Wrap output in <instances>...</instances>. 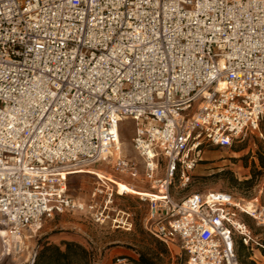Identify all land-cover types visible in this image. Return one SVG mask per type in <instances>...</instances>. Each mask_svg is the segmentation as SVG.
<instances>
[{
	"label": "built area",
	"instance_id": "built-area-1",
	"mask_svg": "<svg viewBox=\"0 0 264 264\" xmlns=\"http://www.w3.org/2000/svg\"><path fill=\"white\" fill-rule=\"evenodd\" d=\"M262 121L264 0H0V255L23 254L55 214L108 222L117 188L96 173L89 203L67 193L70 172L102 162L148 183L145 228L186 264H239L247 212L226 192L189 203L193 193L175 200L169 188L175 172L187 183L206 145L230 147Z\"/></svg>",
	"mask_w": 264,
	"mask_h": 264
},
{
	"label": "rangeland",
	"instance_id": "rangeland-1",
	"mask_svg": "<svg viewBox=\"0 0 264 264\" xmlns=\"http://www.w3.org/2000/svg\"><path fill=\"white\" fill-rule=\"evenodd\" d=\"M199 103L200 99L196 98L191 110H195ZM134 127L132 120H124L121 123L120 135L127 156L137 158L130 141ZM259 133H262V137ZM260 153H264V121L260 123L259 132H249L243 140L233 142L230 147L206 145L202 160L190 172L186 184H182L179 172L174 173L169 193L173 199L180 200L192 193L221 191L229 193L242 206L253 202L264 209V167H261L258 161ZM82 169L86 171L67 178V193L75 200L90 202L98 181L94 174L88 172L91 169H99L116 181L133 184L137 190L151 191L148 183L141 180V176L131 180L117 174L120 179H116L112 176L110 166L102 162L94 168L90 166ZM157 173L159 177L163 176V163L159 165ZM105 184L104 187L117 188L112 182ZM95 201L97 206L101 204V207H104L102 196ZM106 212L110 214L111 219L101 224L93 222L84 212L55 214L45 219L35 236L26 239V251L23 254L0 255V264H31L36 249L43 242L58 244L62 240L80 243L90 251L92 259L100 262L99 264H113L114 257L119 254L132 256L138 261L148 262L149 259L154 264H186L185 256L177 246L168 247L145 228L147 205L139 200L138 194L121 195L114 190ZM238 212L239 218L251 233V240L248 244L242 242L243 246L235 237L236 247L243 260L239 264H264V249L261 247L264 246V226H259L253 214L241 213L240 210ZM113 218H116L118 223L114 222ZM29 254H32V257Z\"/></svg>",
	"mask_w": 264,
	"mask_h": 264
},
{
	"label": "trees",
	"instance_id": "trees-1",
	"mask_svg": "<svg viewBox=\"0 0 264 264\" xmlns=\"http://www.w3.org/2000/svg\"><path fill=\"white\" fill-rule=\"evenodd\" d=\"M258 161L260 166L264 167V153L259 154ZM259 226H264V224H259ZM239 243L242 244L241 240H239ZM236 244L237 242L235 241L236 256L238 262H242L243 260L241 257V252L237 249ZM261 247L264 249V246ZM91 260L92 258L90 251H88L87 248L76 241L62 240L58 244L45 241L39 246L38 249H36V254L32 264H91ZM147 260L148 262H145V260H136V263L154 264L152 260ZM248 263L254 264L253 262Z\"/></svg>",
	"mask_w": 264,
	"mask_h": 264
},
{
	"label": "bare ground",
	"instance_id": "bare-ground-1",
	"mask_svg": "<svg viewBox=\"0 0 264 264\" xmlns=\"http://www.w3.org/2000/svg\"><path fill=\"white\" fill-rule=\"evenodd\" d=\"M86 169H79L76 171H72L69 174H75V173H79V172H85ZM88 172L91 173H96L97 176H99L100 178H102L103 182H113L116 186H117V193L118 194H128V193H136L138 195L140 194H149V191H141V190H137L136 188H134V186L130 187L127 184L120 182V181H116L114 179H112L111 177H109L106 173H104L103 171L99 170V169H91ZM222 198L224 200H227L228 202L236 205L238 208H241L243 211L247 212L248 214H253V216L260 222V223H264V209L256 206V204H254L253 202H248L245 203L243 206L240 205L234 197L229 196V195H221ZM219 197V193L215 192V191H208V192H204V193H193L192 195H190L188 202L190 203L191 201H193L194 199L198 198V199H205V198H216Z\"/></svg>",
	"mask_w": 264,
	"mask_h": 264
},
{
	"label": "water",
	"instance_id": "water-1",
	"mask_svg": "<svg viewBox=\"0 0 264 264\" xmlns=\"http://www.w3.org/2000/svg\"><path fill=\"white\" fill-rule=\"evenodd\" d=\"M32 262H33V260H32ZM32 262H31V264H32Z\"/></svg>",
	"mask_w": 264,
	"mask_h": 264
}]
</instances>
